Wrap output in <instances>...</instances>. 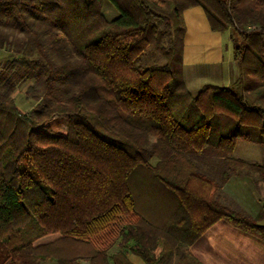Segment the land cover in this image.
<instances>
[{"label":"trees","instance_id":"16d2710c","mask_svg":"<svg viewBox=\"0 0 264 264\" xmlns=\"http://www.w3.org/2000/svg\"><path fill=\"white\" fill-rule=\"evenodd\" d=\"M107 1L113 19L104 0H0V47L25 30L36 51L0 73V264H130L128 252L202 264L189 247L222 219L264 240V207L224 204L190 157H220L224 181L264 182V163L233 156L238 141L264 147V0ZM195 6L229 33L237 77L192 95L183 13ZM151 49L164 62L144 65ZM32 79L44 100L24 112L14 94Z\"/></svg>","mask_w":264,"mask_h":264},{"label":"crops","instance_id":"0c3cea01","mask_svg":"<svg viewBox=\"0 0 264 264\" xmlns=\"http://www.w3.org/2000/svg\"><path fill=\"white\" fill-rule=\"evenodd\" d=\"M183 16L186 25L184 78L190 93L197 95L205 84L230 85L237 77V66L229 33L213 31L200 6L186 9ZM228 44L232 45V51ZM240 179L249 181L247 184L251 186L249 194L253 201H244L231 186V182H238ZM219 182L222 184L219 197L224 204L238 207L252 216L262 213L263 181L254 177L231 176ZM261 221L264 223V219ZM118 238V242H121L120 237ZM113 239L112 237L111 240ZM189 251L202 264H264V240L232 226L224 219L208 228L189 247ZM127 259L130 264H147L141 256L132 252L127 253Z\"/></svg>","mask_w":264,"mask_h":264},{"label":"rangeland","instance_id":"374dc122","mask_svg":"<svg viewBox=\"0 0 264 264\" xmlns=\"http://www.w3.org/2000/svg\"><path fill=\"white\" fill-rule=\"evenodd\" d=\"M103 11L104 14L108 19H113L118 15L117 10L111 5V3L107 0H104L103 2ZM2 28H7V26L0 24ZM7 30V29H5ZM9 40L10 43H7L6 47H0V73L6 69V65L4 64L5 60L7 58H10L12 55H15L17 57L28 55L30 57H34L36 54V51L34 52V43L29 36V33L25 30H15L13 33L10 31ZM229 45V49L232 51V45ZM32 51V52H31ZM152 54H149V56H146L144 58V65H149L154 62H164L163 57L156 52L155 50L151 49L149 50ZM13 57V56H12ZM35 81L29 80V81H21L18 82L16 91H15V99L19 106V108L24 111L28 112L33 107L38 105L39 103H42L44 100V91L40 88L41 84H37L38 93L32 94L29 92V87L31 85H34ZM233 156L237 158H241L248 161H256L263 163L264 162V147L252 144L250 142L245 141H238L236 144L235 151L233 153ZM199 166L200 170L209 175L211 178H214L215 180L224 181L223 175L221 174V169H223L222 160L220 157L213 153H207V154H192L190 156ZM156 159H152V162H155ZM248 181V180H247ZM247 181L244 179L238 180V182H231V186L236 189V193L242 197L244 201H253L252 196L249 194L251 191V186L247 184ZM249 183V181H248ZM254 204V202H253ZM262 222V221H260ZM58 237L57 234L46 236L42 239H40L39 243H45L50 242ZM119 238L114 237L113 240L108 242L106 245L108 247V254L113 255L117 254L119 251H121L122 246L120 244V241L118 242ZM105 245V246H106ZM48 264H55V263H48ZM113 264V263H111Z\"/></svg>","mask_w":264,"mask_h":264}]
</instances>
